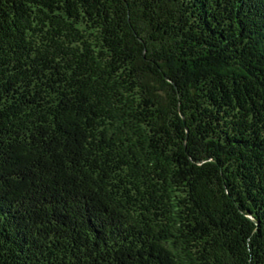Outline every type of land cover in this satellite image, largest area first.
Segmentation results:
<instances>
[{
    "label": "trees",
    "instance_id": "16d2710c",
    "mask_svg": "<svg viewBox=\"0 0 264 264\" xmlns=\"http://www.w3.org/2000/svg\"><path fill=\"white\" fill-rule=\"evenodd\" d=\"M0 264H264V0H0Z\"/></svg>",
    "mask_w": 264,
    "mask_h": 264
}]
</instances>
